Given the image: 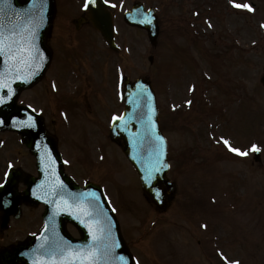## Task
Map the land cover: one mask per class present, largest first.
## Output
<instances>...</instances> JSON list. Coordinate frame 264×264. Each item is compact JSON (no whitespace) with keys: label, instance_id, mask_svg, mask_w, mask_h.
I'll return each mask as SVG.
<instances>
[{"label":"rangeland","instance_id":"obj_1","mask_svg":"<svg viewBox=\"0 0 264 264\" xmlns=\"http://www.w3.org/2000/svg\"><path fill=\"white\" fill-rule=\"evenodd\" d=\"M59 1V16L48 38L56 51L53 66L21 99L43 113L50 132L61 140L65 161L72 162V147L74 172L81 165L76 157L92 167L104 150L101 168L98 165L89 172L84 168V175L80 173L78 178L90 179L92 175L93 181L105 182L118 203L129 237L145 234L151 220L146 218L143 223L146 201L134 170L117 143L107 141L108 111L115 106V82L119 89L123 75H146L159 91L177 193L147 238L143 237L141 244L136 240L130 243L138 256L136 264H264V86L260 82L264 74V0H234L251 6V10L239 8L244 14L234 10L235 6L229 9L227 0H140L162 11V42L156 47L150 45L144 31L123 21V12L135 0H116L120 49L115 53L107 50L90 22L83 23L77 35L72 18L84 11L79 0ZM188 17H192V30ZM71 44L79 47L73 49L68 46ZM199 95L211 102L212 114L192 109V98ZM215 108L225 112L224 128L216 122L215 113L221 114ZM120 109L118 101L116 110ZM197 117L202 120L197 122ZM65 134L76 147L63 138ZM189 138L192 143H187ZM6 139L10 146L15 143L13 148L24 169L33 172L32 166L25 165V161L30 165L34 161L20 137L11 132ZM255 139L254 145L261 149L260 161L253 160L252 148H243ZM94 142L96 154L95 149L90 153ZM234 144L248 154L234 158L229 149ZM5 145L0 146V178L12 158H7ZM188 150L192 154L189 162L183 157V151L188 155ZM24 187L21 183L20 188ZM40 208L24 205L21 219L12 221L5 240L24 235L34 221L23 214H34ZM149 213L151 219L156 218L151 210ZM203 220L208 223L205 228ZM176 251L177 258L173 255ZM212 252L213 257L224 252L225 263L220 259L217 263Z\"/></svg>","mask_w":264,"mask_h":264},{"label":"water","instance_id":"obj_2","mask_svg":"<svg viewBox=\"0 0 264 264\" xmlns=\"http://www.w3.org/2000/svg\"><path fill=\"white\" fill-rule=\"evenodd\" d=\"M96 2V5L90 8L91 18L94 25L109 41H112L110 15L100 0ZM54 14V0H10V2L0 0V30L6 35L12 32L23 35L25 46L30 47L31 56L29 59V53L21 54L28 61V65L25 66L24 63H18L8 55H0V84L7 85L0 87V97L4 98V103L0 104V121H2L0 129L13 127L25 135L27 143L34 148L40 158L42 172L39 179H26L30 188L21 198L16 190V182L11 181L8 185L0 187V208L3 209V221L11 212L18 214L19 203L22 201L37 203L43 196L48 195V188L41 195L32 193L36 187L44 183L48 187L54 184L62 185L54 186L52 192H55V197L61 201H69L73 210L60 219L52 218L41 234L15 247V252L2 250L0 264H15L17 260H21L23 264H68L69 253H73L70 255L71 264H80L77 257L84 255L89 249L98 254L97 264H132L126 247L122 242L121 247L116 240V230L115 235L114 232L112 233L115 237L113 238L107 229H97V238L93 240L94 224L84 222V226H81L83 239L77 241L69 237L64 227L66 220L72 218L77 222V215L82 212L86 215L82 218L84 221L93 218L92 215L96 213H102L111 219L110 210L97 188L89 187L81 190L69 183L61 172L52 141L45 138L48 148L51 147L53 151L40 148L36 142L38 139L43 141L42 136L45 134L41 119H36L26 108L16 105L20 91L40 79L46 70L50 51L44 44V38ZM147 16L151 15L147 14ZM127 21L140 25L139 20L133 16L127 18ZM144 26L150 31L151 39L155 42L158 33L155 18L152 16L150 24L146 23ZM16 38L19 39V35ZM126 103L128 106L126 114L121 121L114 124L112 137L118 140L124 139V151L138 166L147 193L153 199L162 198L161 203H164L165 193L171 188L165 177L166 151L156 121L154 94L150 85L143 81L137 84L127 83ZM32 122L36 130L33 129ZM133 127H136L134 131ZM64 179L69 183L65 188ZM28 254H32V257L26 261L25 257Z\"/></svg>","mask_w":264,"mask_h":264},{"label":"snow or ice","instance_id":"obj_3","mask_svg":"<svg viewBox=\"0 0 264 264\" xmlns=\"http://www.w3.org/2000/svg\"><path fill=\"white\" fill-rule=\"evenodd\" d=\"M5 2H10V0H5ZM89 2L94 3L95 0H89ZM108 0H105V3H107ZM89 6V3H85V7L87 8ZM236 7H243L248 8L251 10V6L248 4H236ZM115 7V5H113ZM19 35V39L16 37ZM13 49H15V55H13ZM29 53V59H31L30 56V47L25 46V37L23 35L17 34L15 32H12L8 35H6L2 30H0V55H8L12 59L16 60L18 63H24L25 66L28 65V61L24 59L22 53ZM0 87H7L6 84H0ZM4 103V98L0 97V104ZM116 119V118H114ZM2 122V121H0ZM225 144H228V141H224ZM231 151L238 153L239 155L246 156L248 153L243 152L240 149L237 148H231ZM252 151L258 152L260 149L256 146H252ZM166 166V165H165ZM11 167V165H9ZM95 238V237H94ZM97 257L98 254L91 249H89L84 255L77 257V259L80 260V264H97ZM123 259V258H121ZM225 260L227 258L225 257ZM230 264H239V261H232Z\"/></svg>","mask_w":264,"mask_h":264},{"label":"bare ground","instance_id":"obj_4","mask_svg":"<svg viewBox=\"0 0 264 264\" xmlns=\"http://www.w3.org/2000/svg\"><path fill=\"white\" fill-rule=\"evenodd\" d=\"M72 210H73L72 204L69 203V204H68V211H69V212H72Z\"/></svg>","mask_w":264,"mask_h":264}]
</instances>
